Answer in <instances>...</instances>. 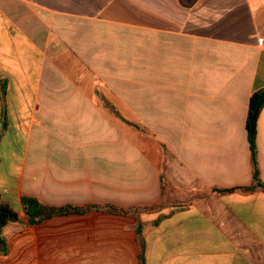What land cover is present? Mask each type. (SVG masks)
<instances>
[{"label":"crops","instance_id":"crops-1","mask_svg":"<svg viewBox=\"0 0 264 264\" xmlns=\"http://www.w3.org/2000/svg\"><path fill=\"white\" fill-rule=\"evenodd\" d=\"M259 90L264 0H0L2 200L24 141L18 212L162 204L140 239L104 211L10 224L0 264H264V190L216 191L253 185ZM256 158L264 184V108Z\"/></svg>","mask_w":264,"mask_h":264},{"label":"trees","instance_id":"trees-1","mask_svg":"<svg viewBox=\"0 0 264 264\" xmlns=\"http://www.w3.org/2000/svg\"><path fill=\"white\" fill-rule=\"evenodd\" d=\"M263 108H264V90H259L255 92L250 99L248 117L246 122V129H247L248 139L252 152V162L254 168L253 185L248 188H234V189L216 190V191L224 193V192H232L236 190H243L248 192H253L257 189L264 190V184L260 180L257 158H256L257 123ZM129 124L135 126L136 128H139V126L134 125L130 122ZM21 202H22V212H18L15 209H13L8 203L4 202L0 196V245L5 244V240L3 238V231L5 227H7L10 224L26 220L29 224L36 225L38 223L52 219L57 216L82 214L91 211H104V212L120 214V215H131L135 217V219L137 220L136 230L140 239L145 227L144 223L141 221L140 214L156 211L157 209H159V207L162 206V204H157L154 206H144V207H135V208H121L114 205H106V206L90 205L85 207H73V206L53 207L46 205L41 201H39L37 198L31 196H23ZM141 248L142 251L140 255V264H146L145 247L141 245Z\"/></svg>","mask_w":264,"mask_h":264},{"label":"rangeland","instance_id":"rangeland-1","mask_svg":"<svg viewBox=\"0 0 264 264\" xmlns=\"http://www.w3.org/2000/svg\"><path fill=\"white\" fill-rule=\"evenodd\" d=\"M124 119V118H123ZM122 123V122H121ZM120 125V123H119ZM24 143V141H22ZM21 145L19 147V151H18V155L15 158L16 162L11 165L10 168V178L8 179V181L6 182V194L7 197H10L11 199H9L10 203H8L13 209H14V203H15V198H13V196L15 195V190H16V186L15 183L17 182V178L19 177L20 171H21V165H22V159H23V154H24V146ZM5 169V166H3V168L1 169L0 172V179L2 180V171ZM3 181V180H2Z\"/></svg>","mask_w":264,"mask_h":264}]
</instances>
